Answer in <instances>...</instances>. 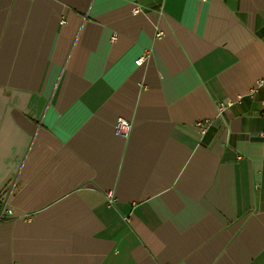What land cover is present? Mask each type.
Listing matches in <instances>:
<instances>
[{"label": "crops", "instance_id": "obj_1", "mask_svg": "<svg viewBox=\"0 0 264 264\" xmlns=\"http://www.w3.org/2000/svg\"><path fill=\"white\" fill-rule=\"evenodd\" d=\"M3 191L0 264H264V0H0Z\"/></svg>", "mask_w": 264, "mask_h": 264}, {"label": "built area", "instance_id": "obj_2", "mask_svg": "<svg viewBox=\"0 0 264 264\" xmlns=\"http://www.w3.org/2000/svg\"><path fill=\"white\" fill-rule=\"evenodd\" d=\"M139 12L138 9H135L133 11L134 14H137ZM146 56L145 57H141L139 58L135 64L136 66H140L144 60H145ZM263 82H259V85H262ZM229 106V104H225V106H220V108L218 109V114H222V112L224 111L225 107ZM131 132V125L129 124L128 121L124 120V119H118L116 124H115V134L118 136V137H121V138H126L128 137V135L130 134ZM1 204L3 203H6L7 200H8V191H3V193L1 194ZM105 200H106V203L107 205L110 207L114 204V199H113V196L111 193H106L105 194ZM4 210H5V207L2 205L1 206V209H0V221L2 220L3 218V214H4Z\"/></svg>", "mask_w": 264, "mask_h": 264}]
</instances>
